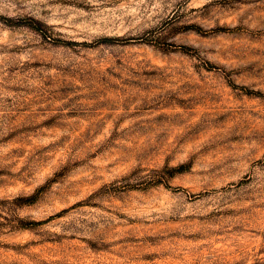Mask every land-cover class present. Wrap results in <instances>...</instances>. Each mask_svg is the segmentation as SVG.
Wrapping results in <instances>:
<instances>
[{
    "label": "rangeland",
    "instance_id": "obj_1",
    "mask_svg": "<svg viewBox=\"0 0 264 264\" xmlns=\"http://www.w3.org/2000/svg\"><path fill=\"white\" fill-rule=\"evenodd\" d=\"M0 264H264V0H0Z\"/></svg>",
    "mask_w": 264,
    "mask_h": 264
},
{
    "label": "trees",
    "instance_id": "obj_2",
    "mask_svg": "<svg viewBox=\"0 0 264 264\" xmlns=\"http://www.w3.org/2000/svg\"><path fill=\"white\" fill-rule=\"evenodd\" d=\"M38 26V25H37ZM34 28H36V29H38V30H40V27L38 26V27H34Z\"/></svg>",
    "mask_w": 264,
    "mask_h": 264
}]
</instances>
